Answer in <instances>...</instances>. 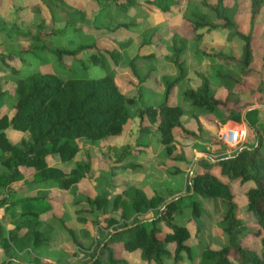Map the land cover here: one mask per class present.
<instances>
[{
  "label": "rangeland",
  "instance_id": "1",
  "mask_svg": "<svg viewBox=\"0 0 264 264\" xmlns=\"http://www.w3.org/2000/svg\"><path fill=\"white\" fill-rule=\"evenodd\" d=\"M63 1L74 10H65L50 0H0V53L6 55L5 62L8 65L0 62V90L4 92V97H0V117L13 112L17 79L36 71H52L62 79L100 77L106 72H111L125 96L134 98L137 102L130 106L132 116L119 134L96 142L84 138L77 140L79 151L69 161H61L56 155L46 157L49 166L69 173L78 162L85 161L89 156L88 172L79 182L67 189H61L52 181L29 184L37 180L36 172L33 168L21 167L20 178L9 185L11 190L17 192L10 200L43 195L52 199V210L42 214L41 218L44 220L43 228L48 232H55L54 242L49 246L37 251L14 254V257L21 261L33 260L45 264H85L95 239L102 240L106 236L105 229L109 219L119 216L120 210L112 208V199L123 187H142L149 196L159 194L166 200L174 198L179 204L178 200L189 193L187 185L190 175L206 171L202 161L208 162L209 159L228 154L239 147L231 148L219 138L220 131L228 123L222 124L219 120V117L225 116V112L207 113L191 108L187 101L181 102V90L187 84L193 88L199 86L200 74L210 80H217L216 71H226L239 77L235 64L224 65L211 55L225 51L228 55L236 57L241 54L242 44L238 36L234 38L229 30L220 27L213 29L214 32L206 31L205 28L199 30L205 36L209 34L208 40L203 36L204 38L196 42L185 36V43L181 42L179 35L183 34V31L179 32L180 34L176 31L180 27L185 6L188 1L198 3L201 0H133V4L128 3L132 0ZM253 1L223 0V3L227 14L236 22L237 29L244 33L250 32L253 42L251 66L255 73L242 78L244 85L234 91L239 104L236 107L244 111L247 106L257 107L260 111L255 127L263 132L264 4L258 9L257 19L251 25ZM163 7L167 9H162ZM216 21L212 15L211 23ZM125 23L128 24L126 27L123 26ZM37 28L55 31L52 35L37 40L38 44L46 42L54 47L75 49L78 45H88L95 41L98 47L112 49L117 60H113L108 54H102L105 64L102 68L89 57L94 50L78 54V61L65 58L62 63L46 51L25 53L31 38L23 32L34 33ZM185 33L184 31V35ZM174 40L176 45L185 44V49L178 57L183 62L185 76L176 84L170 100L179 102L185 109L182 123L186 128L195 131L198 137L183 138L179 135V130H175L174 148L169 155L160 142L159 133L141 136L139 119L135 114L140 105L159 104L164 95V80L171 81L177 77L178 68L169 60L173 55L171 44ZM144 41L149 45L141 46ZM149 54L154 57H142ZM135 55L139 56L135 61L136 76L127 64ZM66 66L67 69L64 68ZM224 95L225 92L220 91L217 94L218 97ZM244 129L246 137V125ZM6 133L13 142L28 136L27 133L16 132L10 128L6 129ZM247 141L253 142L254 139ZM126 150L130 151V155L121 161L117 160L121 152ZM4 169L0 161V173ZM211 172L219 177L218 170L212 169ZM225 182L235 196L236 217L245 222L248 228L254 229L255 221L246 209L245 198V193L253 186V182ZM3 195L0 188V200ZM98 197H105L108 202L100 207L90 202ZM194 199L200 204L199 216L193 214L187 199L184 200L187 205L180 207L181 210L174 215L175 221L185 225L189 231L185 243L189 245L191 255L188 258L182 252L183 258L177 263L170 257L164 258L166 264H198L204 248L216 249L227 243V236L218 227L225 210L222 203L211 198H202L197 194H194ZM19 212V205L0 207V225L10 228ZM151 215L152 212L141 217L149 218ZM131 219L132 217L128 222ZM158 225L163 232L167 231L163 223ZM68 229L74 232L79 246L73 241ZM166 246L172 249L171 244L167 243ZM256 247L261 249L260 241L256 242ZM113 249L116 257L127 259L129 264H148L141 260L140 252L136 248L127 250L118 243L113 245Z\"/></svg>",
  "mask_w": 264,
  "mask_h": 264
},
{
  "label": "trees",
  "instance_id": "2",
  "mask_svg": "<svg viewBox=\"0 0 264 264\" xmlns=\"http://www.w3.org/2000/svg\"><path fill=\"white\" fill-rule=\"evenodd\" d=\"M50 1L65 10H74L63 0ZM128 3L133 4L134 1ZM262 4L264 0L252 2L251 25L256 20V14ZM185 7L180 27L176 31L177 34L183 31V34L179 35L182 43L186 40L185 36L199 42L202 37L199 29L220 27L229 30L230 35L238 36L243 42V47L240 57L220 52L211 55L224 65L235 64L240 75L238 78L226 71H216L219 86L211 91L208 79L200 74L201 84L196 88L187 84L181 90L182 95L192 107L207 113L225 112V116L219 117L222 124L228 120L237 124L245 122L246 140L232 152L218 155L214 161H202L206 171L189 178V193L178 200L179 204L174 198L166 200L159 194L149 196L142 188L134 185L123 187L112 199V208L120 210L119 216L109 219L105 229L106 236L102 240L95 239L85 264H129L127 259L114 255L113 245L118 243L127 250L138 249L141 260L148 264H166L164 258L167 257L177 263L183 258L182 252L189 258L191 249L185 243L189 231L185 225L175 221L174 215L181 210L180 207L187 205L184 201L187 199L193 214L199 216L200 204L194 199V194L222 203L225 210L218 227L227 236V243L222 247L204 248L198 264H264V128L263 132H260L255 127L260 110L252 107L243 115L242 109L236 107L238 99L234 95V91L244 85L242 78L255 73L251 66L252 35L237 29L236 22L227 14L223 0H201L198 3L188 1ZM212 15L217 20L216 23H211ZM127 25L125 23L123 26ZM23 33L31 38L25 53L46 51L62 63L65 58L78 61V54L94 50L89 57L102 68L105 67L102 54H108L113 60H117L112 49L98 47L95 41L88 45H78L75 49H67L50 46L46 42L38 44L37 40L50 36L55 31L37 28L34 33ZM176 40L172 43L173 55L169 60L178 68L177 77L171 81L164 80V95L159 104L140 105L135 114L139 119L141 136L158 132L160 142L169 155L174 148L175 130H179V135L183 138L198 137L195 131L187 129L181 123V106L170 102L173 88L185 76L183 62L178 59L184 45H176ZM145 44L148 42L144 41L141 46H146ZM138 57L135 55L127 63L135 76V61ZM142 57L152 59L154 55ZM5 59L6 55L0 53V62L8 66ZM64 68L67 69L68 66ZM219 91L225 92V95L218 97ZM0 97H4L2 90ZM135 103L137 102L134 98L126 97L119 89L111 72H106L100 77L62 79L52 71H36L17 79L13 112L10 116L0 117V161L5 168L0 173V188L4 193L0 207L19 205L20 212L10 228L0 225V246L6 256L1 264H45L33 260L21 261L16 259L14 254L37 251L49 246L55 239V232L46 231L43 228L44 220L41 218L42 214L52 210V199L49 196H26L10 200L17 192L11 190L9 185L20 178V168L35 170L37 180L29 184L52 181L61 189L69 188L87 174L90 166L89 156L85 161L78 162L69 173L49 166L46 157L56 155L61 161H69L79 151L77 140L84 138L96 142L119 134L131 118L130 106ZM8 128L27 133L28 136L13 142L6 133ZM251 138L254 141L248 142L247 139ZM128 155L130 151H122L117 160L121 161ZM212 169L218 170L219 175L228 182H253V186L246 191L245 198L246 209L255 221L254 229L248 228L245 222L236 217L235 196L231 193L229 185L211 172ZM90 202L100 207L108 200L98 197ZM150 212L152 215L149 218L141 217ZM130 217L132 219L128 222ZM159 223H163L167 231L163 232ZM68 232L79 246L74 232L71 229H68ZM257 241H260V250L256 247ZM167 243L172 245L171 250L166 246Z\"/></svg>",
  "mask_w": 264,
  "mask_h": 264
},
{
  "label": "crops",
  "instance_id": "3",
  "mask_svg": "<svg viewBox=\"0 0 264 264\" xmlns=\"http://www.w3.org/2000/svg\"><path fill=\"white\" fill-rule=\"evenodd\" d=\"M257 19V18H256ZM205 28V30L206 31H212V32H214V30L213 29H217V28H213V29H207V27H204ZM203 29V28H202ZM223 29V28H222ZM200 30V29H199ZM199 30H198V32H199ZM225 30H227V29H225ZM210 31V32H211ZM199 33H201V32H199ZM216 33V32H215ZM242 33H244V32H242ZM202 34V37L203 36H205L204 35V33H201ZM244 34H246V33H244ZM209 34H206V36H205V39L206 40H208L209 39V36H208ZM201 37V38H202ZM204 38V37H203ZM233 38V37H232ZM234 38H238L237 36H234ZM238 40L241 42V47H240V50H241V53H242V47H243V42H242V40L241 39H239L238 38ZM185 43V42H184ZM252 44H253V42H252ZM146 46H147V44H145ZM148 45H149V43H148ZM171 46H172V44H171ZM224 46L226 47L227 46V44H224ZM252 48H253V45H252ZM184 49H185V44H184ZM221 53V52H220ZM222 54H225V55H228L229 53H227V52H225V51H223V53ZM241 55V54H240ZM240 55H236V57H240ZM231 56V55H230ZM235 77H237V76H235ZM207 78V77H206ZM238 78V77H237ZM208 79V82H209V86H210V90L211 91H214V90H216V89H218V86H219V82H218V78H217V80H214V79H212V80H210L209 78H207ZM191 86V85H190ZM198 87V86H197ZM175 88V87H174ZM173 88V89H174ZM172 93H173V91H172ZM181 93H182V91H181ZM183 96V95H182ZM171 97H172V94H171ZM171 97H170V99H171ZM182 99H185L184 97H182ZM182 99H181V102H183V103H186V101L187 100H185V101H182ZM257 101H258V99H257ZM170 102H171V100H170ZM171 103H174V104H178L179 106H181L180 105V103L179 102H171ZM186 105V104H185ZM190 105V104H189ZM239 105V104H238ZM190 107L191 108H195V107H192L191 105H190ZM252 107H254L253 105L252 106H247V108L245 109V111L244 110H242V114L244 115L245 114V112L248 110V109H250V108H252ZM181 108H182V110H183V114H182V116L180 117V121H181V123L182 122H184L183 120H184V116H185V109L181 106ZM198 109V108H197ZM13 111V110H12ZM12 113H10L9 114V116L11 115ZM244 117V116H243ZM258 118H259V114H258ZM229 123V122H231V121H226L225 123ZM183 124V123H182ZM234 124H237V123H234ZM238 125H241L242 127H245V122H241V123H239ZM184 126V125H183ZM185 127V126H184ZM187 129H189V128H187ZM12 130V129H11ZM191 130V129H190ZM14 131H16V130H14ZM17 132V131H16ZM158 133V132H157ZM159 138H160V135H159ZM212 161H214V159H212ZM190 177H191V175H190ZM218 177V176H217ZM221 181H223V182H225V181H227L228 182V180L227 179H225V178H223V177H221L220 175H219V177H218ZM135 186V185H134ZM136 187H138V186H136ZM139 188H142V187H139ZM143 189V188H142ZM144 190V189H143ZM6 258H5V254H4V251H3V249L1 248V246H0V264H1V262L2 261H4Z\"/></svg>",
  "mask_w": 264,
  "mask_h": 264
},
{
  "label": "built area",
  "instance_id": "4",
  "mask_svg": "<svg viewBox=\"0 0 264 264\" xmlns=\"http://www.w3.org/2000/svg\"><path fill=\"white\" fill-rule=\"evenodd\" d=\"M233 123V122H232ZM236 125V126H235ZM245 129L238 124L227 123L226 127L220 131L219 138L229 147H238L245 137Z\"/></svg>",
  "mask_w": 264,
  "mask_h": 264
},
{
  "label": "water",
  "instance_id": "5",
  "mask_svg": "<svg viewBox=\"0 0 264 264\" xmlns=\"http://www.w3.org/2000/svg\"><path fill=\"white\" fill-rule=\"evenodd\" d=\"M230 124L232 125L233 123L232 122H230ZM236 126V125H235Z\"/></svg>",
  "mask_w": 264,
  "mask_h": 264
}]
</instances>
